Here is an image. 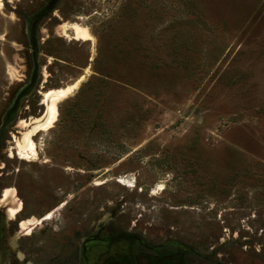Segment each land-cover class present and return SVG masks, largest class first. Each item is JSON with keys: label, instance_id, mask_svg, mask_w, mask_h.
<instances>
[{"label": "rangeland", "instance_id": "374dc122", "mask_svg": "<svg viewBox=\"0 0 264 264\" xmlns=\"http://www.w3.org/2000/svg\"><path fill=\"white\" fill-rule=\"evenodd\" d=\"M0 264H264V0H0Z\"/></svg>", "mask_w": 264, "mask_h": 264}, {"label": "bare ground", "instance_id": "6f19581e", "mask_svg": "<svg viewBox=\"0 0 264 264\" xmlns=\"http://www.w3.org/2000/svg\"><path fill=\"white\" fill-rule=\"evenodd\" d=\"M71 29L73 32L72 38L75 40H90L92 38L87 29L78 24H72ZM62 35L65 37L68 36L66 31H62ZM79 80L80 78L76 79L68 86H64L61 88H49L42 92V103L45 106L43 111L37 117L24 120L23 125L25 126V129L22 131L19 137H14L13 139L14 148L20 158L31 159L33 155H37L34 149L32 137L40 130H44L53 126L58 114V100L66 96L70 89L77 85V82ZM10 155H12V152H10ZM21 209L22 207L19 201L17 208L12 212V216L18 214ZM49 215L50 212L46 213L41 219L48 218ZM39 221L40 219L37 218L34 222H31L28 226H26L25 222L21 220L19 222V231L17 232L16 237L18 238L22 235H28L35 224L39 223Z\"/></svg>", "mask_w": 264, "mask_h": 264}]
</instances>
